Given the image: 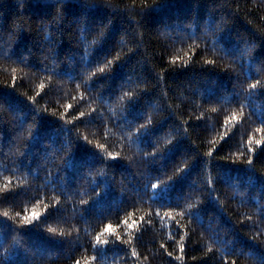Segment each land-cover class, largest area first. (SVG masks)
Here are the masks:
<instances>
[{
  "label": "trees",
  "instance_id": "16d2710c",
  "mask_svg": "<svg viewBox=\"0 0 264 264\" xmlns=\"http://www.w3.org/2000/svg\"><path fill=\"white\" fill-rule=\"evenodd\" d=\"M0 264H264V0H0Z\"/></svg>",
  "mask_w": 264,
  "mask_h": 264
},
{
  "label": "snow or ice",
  "instance_id": "6c2138e0",
  "mask_svg": "<svg viewBox=\"0 0 264 264\" xmlns=\"http://www.w3.org/2000/svg\"><path fill=\"white\" fill-rule=\"evenodd\" d=\"M59 2H63V0H59ZM110 63V62H109ZM100 71H104V69H100ZM253 87H255V86H253ZM81 115H83V113L81 114ZM143 127H145V125H141V128H143ZM259 143H261L260 141H257V144H259ZM250 151H251V149H250ZM153 187L155 188L156 187V185H153ZM36 215H38L37 213H33V215H32V217H30V218H26V223L27 222H30V220L31 219H34L35 217H36ZM110 230V226H109V228L108 229H106V231H109ZM99 239V238H98ZM181 250H183V248H182V246H181ZM136 253L135 252H133V255H135Z\"/></svg>",
  "mask_w": 264,
  "mask_h": 264
}]
</instances>
